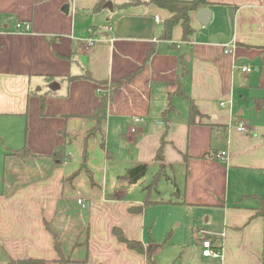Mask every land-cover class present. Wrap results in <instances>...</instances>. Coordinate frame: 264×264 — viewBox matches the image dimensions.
<instances>
[{
    "label": "crops",
    "instance_id": "0c3cea01",
    "mask_svg": "<svg viewBox=\"0 0 264 264\" xmlns=\"http://www.w3.org/2000/svg\"><path fill=\"white\" fill-rule=\"evenodd\" d=\"M145 1L104 0L94 11L99 0H0V264H58L52 233L67 264H149L112 233L120 228L144 246L146 206L140 215L128 210L144 199L127 195L132 184L112 178L99 150L112 125L131 132L134 117L144 120L136 133L147 135V160L158 170L154 155L164 143L167 205L186 217L199 264H264V213L257 214L264 206V0H206L198 11L209 10L207 24L192 12L193 33L183 40L177 25L170 41L161 39L170 14ZM17 23L30 30L17 32ZM150 49L87 139L93 184L85 170L71 179L95 125L87 116L109 83L136 71ZM189 99L200 114L191 125ZM228 100L231 107L220 106ZM63 144L69 159L60 162L51 154ZM24 147L31 155L12 154ZM221 151L226 159H218ZM149 197L147 206L165 202ZM198 234L221 258L202 256Z\"/></svg>",
    "mask_w": 264,
    "mask_h": 264
},
{
    "label": "rangeland",
    "instance_id": "374dc122",
    "mask_svg": "<svg viewBox=\"0 0 264 264\" xmlns=\"http://www.w3.org/2000/svg\"><path fill=\"white\" fill-rule=\"evenodd\" d=\"M115 121L116 119L112 118L113 124ZM121 126L116 129L112 125L109 128L106 138H104V149L99 144V150L103 151L112 178L121 177L127 168L151 163L147 166L145 176L137 184L130 185L126 191L131 198L141 197L144 199L146 193H143V189L150 185L158 168L154 165L155 163H152L153 160H147L149 145L147 135L140 137L138 133H131L129 127ZM107 152L108 157H106ZM172 155L177 158L174 154ZM149 193L150 199L159 202L163 199L165 202L146 206L143 213H140L145 218V226L141 234L142 241L145 242L143 255H146L147 260L150 256L153 264H174L175 261V264H199L200 262L192 253V242L182 224L186 217L180 209L167 205V177H161ZM138 235H140V231H138ZM151 247L153 250L149 251ZM2 256L3 252L0 250V261Z\"/></svg>",
    "mask_w": 264,
    "mask_h": 264
},
{
    "label": "trees",
    "instance_id": "16d2710c",
    "mask_svg": "<svg viewBox=\"0 0 264 264\" xmlns=\"http://www.w3.org/2000/svg\"><path fill=\"white\" fill-rule=\"evenodd\" d=\"M104 0H99V2L96 4L94 7V11L100 9L102 3ZM141 3L140 0H129V2L123 4L124 6L126 5H137ZM146 4H151L154 5L160 9L166 10L170 16L164 21L163 23V31L161 34V39L170 41L172 32L174 27L179 25L182 29V38L183 40H186L192 33L193 29L191 27V19H190V14L192 12L198 11L202 6L206 5V0H191V1H181V0H147L145 1ZM154 50L150 49L147 52L146 58L144 59L142 65L134 72L129 74L127 77L120 79L117 82H110L109 84V91L104 94L97 106L93 109V111L87 116L88 118L92 119L95 121V125L93 128H91L85 135V141H84V146H83V156H82V165L80 169L72 174L70 177L71 179L77 175V173L80 170H85V172L88 174L91 183L93 184L92 181V175L91 172L86 168V161L88 157V151H87V139L89 137L95 135L97 132L101 130V126L103 122L106 120L107 117V105L109 101L114 97L115 93L121 88L122 84L124 81H129L133 79L135 76H137L144 68L145 64L147 63L148 59L151 57L153 54ZM90 77V76H89ZM99 83H106V81H98ZM188 116H189V125L194 123L195 118L200 115L198 108L194 104L192 100H188ZM173 105L170 100V97L168 99L167 103V109L164 111L163 116L164 120L165 115L172 109ZM40 115H44V100L41 99L40 101ZM101 148L104 149V139H101L100 142ZM14 155H21V156H29L31 155L26 147L12 152ZM108 152L106 153V157H108ZM51 157L55 160H59L60 162H63L67 159H69V155L66 153V145H61L55 148L51 154ZM154 160L159 163V170L158 172L153 176V179L150 183V185L146 186L143 190L146 193V197L144 198V201L141 205L137 206H131L128 210L130 213L134 214H140L142 210L144 209L145 206L148 204H151L152 202L149 201L148 195L149 191L151 188L155 187L156 182L164 176V143L162 142L159 148L157 149L155 155H154ZM147 173V165L146 164H139L135 165L133 167L127 168L124 171V174L120 177L121 180H123L127 184H136L140 179H142L145 174ZM264 213V206L261 207L258 210V215H261ZM112 233L115 236V238L123 243L129 250L135 251L138 254H144L145 249L143 244L140 241L137 240H130L127 239L122 230L120 228L114 227L112 229ZM53 236V246L54 250L58 255V264H67L69 262L68 259L64 258L63 254L61 253V248H60V243L58 240L57 235L52 233ZM153 248L151 247L149 251H152ZM148 262L149 264H153L151 262L150 256H148ZM14 264H45V261L43 259H21Z\"/></svg>",
    "mask_w": 264,
    "mask_h": 264
},
{
    "label": "built area",
    "instance_id": "2783aa9c",
    "mask_svg": "<svg viewBox=\"0 0 264 264\" xmlns=\"http://www.w3.org/2000/svg\"><path fill=\"white\" fill-rule=\"evenodd\" d=\"M155 19H156V22L157 23L160 22V20H159L158 17H155ZM29 30H30V26L27 23H17L16 24V31L17 32L26 33ZM102 32L104 33V35H106V37H109L110 34H111V27L104 26L102 28ZM91 33L96 36L97 30L92 31ZM86 42H87V45L88 46H92L93 43H94V37H89L86 40ZM228 52L229 51H227V50L224 51V53H228ZM242 71L243 72H249L250 70L248 68H242ZM220 106L221 107H226V106L231 107L232 106V101L231 100H228L227 102H221L220 103ZM143 123H144V120L142 118H139V117L132 118L131 132L132 133L138 132V125L139 124H143ZM236 130L238 132H243V131H245V127H244V125L239 124L236 127ZM226 158H227V152L226 151H221L218 154V159H226ZM78 203L81 204V205L84 204V202L82 200H78ZM198 235H196L194 237V241L201 246V248H202V256H204V257H219V258H221L222 254L221 253L219 254V253L215 252L212 249L213 248L212 240L210 238H206V237H203V236H200V235L198 236ZM220 237L221 238H224V234H222Z\"/></svg>",
    "mask_w": 264,
    "mask_h": 264
},
{
    "label": "water",
    "instance_id": "95a60500",
    "mask_svg": "<svg viewBox=\"0 0 264 264\" xmlns=\"http://www.w3.org/2000/svg\"><path fill=\"white\" fill-rule=\"evenodd\" d=\"M209 16H210V12L207 9H201L197 13L198 20L203 25L207 24V21L209 19Z\"/></svg>",
    "mask_w": 264,
    "mask_h": 264
}]
</instances>
